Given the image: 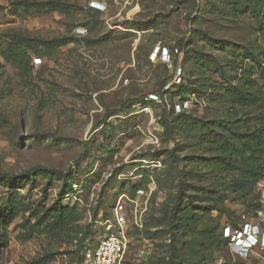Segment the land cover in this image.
<instances>
[{"label": "rangeland", "instance_id": "1", "mask_svg": "<svg viewBox=\"0 0 264 264\" xmlns=\"http://www.w3.org/2000/svg\"><path fill=\"white\" fill-rule=\"evenodd\" d=\"M91 1L0 0V264H84L119 213L121 264H264L206 240L264 201V0H99L98 18ZM21 33L26 71L9 53Z\"/></svg>", "mask_w": 264, "mask_h": 264}, {"label": "built area", "instance_id": "2", "mask_svg": "<svg viewBox=\"0 0 264 264\" xmlns=\"http://www.w3.org/2000/svg\"><path fill=\"white\" fill-rule=\"evenodd\" d=\"M128 1V0H122ZM90 7L105 11L107 5L99 0H92ZM79 34L87 29L77 28ZM41 60L35 58V60ZM188 101H185L187 103ZM264 214V201L260 209L254 213L257 217ZM250 213L243 212L237 224L226 223L222 227L223 237L227 239L230 252L239 258L247 259L253 254L264 255V225L249 218ZM115 222L107 220L104 232L98 236L96 244L84 252V264H121L126 247L127 218L124 214H116ZM264 220V219H263Z\"/></svg>", "mask_w": 264, "mask_h": 264}, {"label": "trees", "instance_id": "3", "mask_svg": "<svg viewBox=\"0 0 264 264\" xmlns=\"http://www.w3.org/2000/svg\"><path fill=\"white\" fill-rule=\"evenodd\" d=\"M89 10H90V13H91L92 17H96V18L100 17V15H101V11L100 10L92 8V7H90ZM85 28L87 29V33H88L89 29L87 27H85ZM76 35L80 36L79 34H76ZM83 39H86L89 45H91V46L95 45V42H96L95 39H91V38H87V37H84ZM31 41H32V39L29 36L21 33L20 35H18L10 43V46H9V53H10L11 57L14 58L15 60H17L20 63L21 68L23 69V71H26L27 66L30 64L31 59H32L31 52L34 50V47H33L32 43H31ZM184 46H185V44L181 43L179 45L178 52H180V53L184 52V50H185ZM181 80H182V77L180 78L179 83H174L172 81V75H171L169 77H165L161 81V85H162L163 88L168 86L167 89H166L167 92H169V90H174L175 89L173 91V95L179 97V100L183 104L185 101L189 100V98L191 97V94H194V92L191 89H189L187 87V85H185L184 83H181ZM161 98H162V95H161ZM185 112H186L185 110L184 111H180V114H183ZM0 118L2 120H6L1 113H0ZM101 128H103V124L102 123H98V124H95L93 126L94 130L101 129ZM258 142L259 141L256 138H254V137L248 138L245 141L244 145H243L244 149H243L241 154L244 157H246L245 155L247 154V152L253 151L254 156H258L259 152H254V150H255L254 146ZM245 163L247 165V168L245 169V172L247 173L246 177H250V175L254 176V180L256 181L257 178H258V172L260 170L259 169H252V167L255 166V163H250L249 161H246V159H245ZM35 171H40V172L46 173L48 175V178H49V183L54 180L56 174L58 173L60 175V177L64 181L63 185H62V188H61V194H65L66 192H68V189L72 190V183L68 179L69 174H67V172H60V171H56L55 169H50V168H46V167H43V166L34 167L29 172H35ZM139 186L140 185H136L134 187V191L137 188H139ZM261 207H262V204L260 202H258L256 204L255 203H249L246 206V209H244V210H245V212H248V213H250V212L256 213V211L258 209H260ZM214 208L215 207H213V206L207 207L208 210H213ZM59 210L61 212V217L63 218V222H65V224H66L67 221L70 218V214L69 213H64L65 209L61 208ZM181 212H183V210H180L178 208V205L171 210L170 215L168 216L169 219L171 220V223L174 224V221H173L174 219L173 218L174 217L177 218L178 214L181 213ZM232 213H233V211H232ZM232 213L231 214L229 213L230 217H233ZM239 220H240V217L237 216V218H235V219L232 218L228 223L237 224L239 222ZM222 227H223V225L220 227L218 235H209L210 237H207L206 240L207 241H213V242H216V243L217 242L225 243V245L227 246V239L223 237ZM172 239H173V242L171 243V252L173 253L172 254V258H173L176 255V253L180 250L182 244H180V243H178L176 245L174 244L176 241H178V239L176 238L175 235L173 236ZM0 242H1V239H0ZM83 259H84V257H83ZM168 264H178V263H175L174 262V258H173V260H171V261L169 260Z\"/></svg>", "mask_w": 264, "mask_h": 264}]
</instances>
